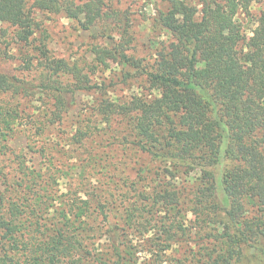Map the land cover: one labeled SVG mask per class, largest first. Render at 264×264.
Instances as JSON below:
<instances>
[{
  "label": "trees",
  "instance_id": "1",
  "mask_svg": "<svg viewBox=\"0 0 264 264\" xmlns=\"http://www.w3.org/2000/svg\"><path fill=\"white\" fill-rule=\"evenodd\" d=\"M165 1L152 28L166 39L152 63L141 67L128 53L125 28L117 40L110 34L113 47L91 51L105 67L113 60L141 69L149 87L128 100L95 99L96 119L70 137L85 150L99 123L116 120L128 148L147 156L132 178L118 177L102 193L90 189L85 168L61 190L64 171L45 129L94 85L76 62L51 54L43 40L35 45L36 13L80 20L116 11L103 10V0H0V23L14 27L24 68L37 76L0 70V158L13 164L0 169V264H264V13L248 34L238 14L258 0ZM22 98L46 108L27 113ZM20 135L27 147L39 145L42 161L16 153ZM86 163L94 168L97 159ZM188 242L196 249L175 253Z\"/></svg>",
  "mask_w": 264,
  "mask_h": 264
},
{
  "label": "rangeland",
  "instance_id": "2",
  "mask_svg": "<svg viewBox=\"0 0 264 264\" xmlns=\"http://www.w3.org/2000/svg\"><path fill=\"white\" fill-rule=\"evenodd\" d=\"M76 1L84 3L90 0ZM103 3L105 6L103 10L116 11L114 17L105 19L82 14L80 20H73L61 13H36L39 30L35 34V45L39 43V40H43L51 54L64 57L72 63L76 62L83 72L91 77V83L94 85L91 94H76L61 122L45 129V140L53 147L51 153L58 166L57 169L64 171V177L60 180L62 191H68V187L72 186L73 181L75 182L76 173L85 168L87 171L86 180L90 181V189L108 192L120 178L122 182L127 176L132 178L140 165L147 161L146 155L128 148L130 138L127 137L126 142L123 128L116 120L110 126L99 123L97 127L103 129L96 131V135L88 141L85 150H75V147L70 144V137L80 123H88L89 119L92 121L96 119L94 114L96 104L94 103L97 102L95 99L103 97L117 98L123 101L130 99L135 94L149 93L148 83L141 78L144 77L141 74V69L137 70L124 64H117L113 60H107L108 66L105 67L97 61V56L91 52L93 46L113 47L110 34L117 40L120 31L125 28L133 37L128 53L139 60L141 67H144L154 61L155 51L161 45L160 41L166 39L165 34L152 28L155 15L167 7L165 0H103ZM261 13H264V0L255 1L250 7L249 14L239 12L238 18L247 29L248 34L255 27V20ZM15 41L14 27L0 23V70L16 77H26L32 81L34 77H37L36 70L28 71L24 68V46L23 48L19 47ZM33 53L37 52L33 51ZM26 60H28L27 57ZM33 61L35 60L33 59ZM35 98L39 97L36 95ZM18 103H20L19 108H25L27 113H31L33 109L46 108L40 100L31 101L28 98H22ZM34 129L36 128L34 127ZM32 137L39 139L37 134ZM28 140L27 137L20 135L11 146L16 153L24 150L27 158L31 161L34 159L42 161L40 156H37L39 145L33 142L30 145L31 149L26 146ZM90 155H94L97 159L94 168L87 166L86 163ZM12 165L9 156L0 158V169L3 172H10ZM115 165H119L120 168L114 170ZM114 173H116V177L113 176ZM192 217V213L188 212L189 220ZM191 225L193 227L194 222ZM190 249H196L194 244L184 243L175 253L178 255L182 253L183 257L190 252ZM173 253L169 255H174Z\"/></svg>",
  "mask_w": 264,
  "mask_h": 264
}]
</instances>
